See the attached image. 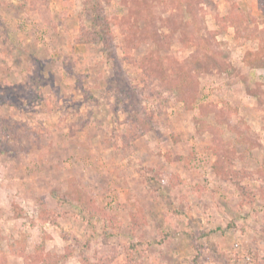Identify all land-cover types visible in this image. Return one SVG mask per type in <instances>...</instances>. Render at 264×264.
Segmentation results:
<instances>
[{
	"label": "rangeland",
	"instance_id": "rangeland-1",
	"mask_svg": "<svg viewBox=\"0 0 264 264\" xmlns=\"http://www.w3.org/2000/svg\"><path fill=\"white\" fill-rule=\"evenodd\" d=\"M0 264H264V0H0Z\"/></svg>",
	"mask_w": 264,
	"mask_h": 264
},
{
	"label": "trees",
	"instance_id": "trees-1",
	"mask_svg": "<svg viewBox=\"0 0 264 264\" xmlns=\"http://www.w3.org/2000/svg\"><path fill=\"white\" fill-rule=\"evenodd\" d=\"M103 33H104L103 28H100V34H103ZM154 43L156 46L157 41L154 40ZM107 54H108V57L111 56L113 58V60L116 59L115 55H113L109 52H107ZM159 56H160L159 60H158L159 68H161L165 72H168V70L170 69V65H167V63L165 62L166 59L168 60V58L164 57L163 55H159ZM169 64H170V62H169ZM113 69H114V67H113ZM114 70H116V69H114ZM173 72L175 75H172V76L168 75L167 76V74H166V76H164L163 78L166 81L168 80L169 83H172V88L174 90L176 89V90H178L179 93L183 94V93L187 92L188 90H192L195 88V85H193L194 84L193 82L194 81L197 82V78H195V75H192L191 71L187 72L183 68L175 67V69H173ZM142 88L144 89V87H141L138 84L131 83V81L129 82L126 80L125 82H121L120 78H116L115 90H113V91H114L115 97H117V99H118V102L120 104L122 103V108L127 114L126 117H127L128 121L132 125H134L138 130H140L141 132H146L150 128L153 127V122L155 121V117H156L155 114L157 111H156V107L154 105H152L151 103L149 105L148 104L143 105V103H141L144 100H147V96H143V89ZM216 135L220 137L221 133L218 134V132H216ZM81 210H83V209H81ZM106 222L109 223V219H107ZM109 224H111V225L116 224L117 225L118 222H116L114 220L112 223H109ZM204 234L207 235V233L205 231L203 232V236H204ZM191 237L195 241L200 240V237H198L196 235H192ZM157 242L161 243V241H157ZM211 243L213 245V250L216 252V254H214V251H213L214 258L216 256H218V258L223 259V258L228 256V253L219 251L215 242H211ZM211 243H210V247H211ZM137 245L138 244H131V251L132 252H138L139 251ZM198 247H201V246H197V249H198ZM201 252L202 251L199 250V253H201ZM197 256H198V254H197ZM199 256H201V255L199 254ZM237 262L239 263V259H233V263H237Z\"/></svg>",
	"mask_w": 264,
	"mask_h": 264
}]
</instances>
